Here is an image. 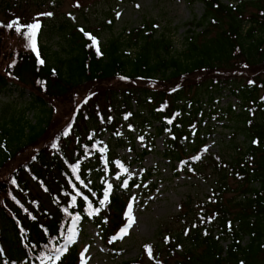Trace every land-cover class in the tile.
I'll use <instances>...</instances> for the list:
<instances>
[{"label":"trees","instance_id":"trees-1","mask_svg":"<svg viewBox=\"0 0 264 264\" xmlns=\"http://www.w3.org/2000/svg\"><path fill=\"white\" fill-rule=\"evenodd\" d=\"M186 1L191 5L201 2L204 14L189 24L193 31L189 30L183 52L178 53L165 35L156 38L155 28L148 25L104 43L91 30L67 26L69 34L61 36L64 54L51 52L37 34L43 64L15 26L8 27L13 21L29 23L10 7L4 9L7 15L0 19V96L10 98L15 92L27 97L29 91V100L19 110L15 103L18 114L11 120L12 127L0 126V172L46 133L51 135L29 159L1 176L0 264H78L75 249L59 259L53 253L66 232L89 221L100 229L104 243L118 236L126 224L129 197L104 201V186L98 179L115 175L119 168L128 174L131 164L119 160L114 147L106 151L101 136L108 131L120 137L121 145L130 141L136 152L135 137L121 135L127 124L146 146L141 154L136 152L133 163L156 152V137L166 134L164 159L179 163L184 173L199 180L214 177L216 182L210 196L200 201L188 199L184 203L187 214L174 218L184 222L182 233L191 245L179 247L181 242L173 244L172 236H167L176 262L170 254L161 258L154 248H146L147 264H264L259 261L264 251V100L259 97L264 90V68L260 71L264 66V0L229 4L223 0ZM85 32L98 39L101 55L88 46L91 41ZM227 87L240 104L212 105L209 112L203 109ZM57 108L64 113L54 119ZM30 110L37 114L35 124L24 119ZM259 112L260 120L256 119ZM205 117L228 122L234 136L241 131L248 148L236 146L230 159L217 153L197 159L206 143ZM142 122L155 132L142 131ZM156 123L160 127H155ZM92 124L95 127L90 129ZM152 177L148 174L143 183ZM230 180L236 184L234 190ZM30 181L48 196L56 215L32 198ZM137 184L129 183V189ZM229 191L236 195L226 198ZM241 196L244 199L238 200ZM230 208L239 209L234 218ZM188 212L192 213L191 222ZM6 227L16 235L17 248L10 252L4 244Z\"/></svg>","mask_w":264,"mask_h":264},{"label":"rangeland","instance_id":"rangeland-1","mask_svg":"<svg viewBox=\"0 0 264 264\" xmlns=\"http://www.w3.org/2000/svg\"><path fill=\"white\" fill-rule=\"evenodd\" d=\"M223 1L229 4L234 0ZM6 7H10L16 16L24 22L29 24L39 22V40L51 52L62 54L65 52L62 48L61 36L64 33L69 34L67 26L91 30L104 43L114 37L125 38L129 35L128 32L140 29L145 25L155 28L156 38L165 35L171 39L174 42L175 50L180 53L185 50L189 30L193 31L189 24L199 21L204 14V5L201 2L191 5L186 0H0V19H4L7 15L4 11ZM46 13H52V15H45ZM64 27L66 30L63 31ZM263 68L264 66H261V72ZM261 77L264 78L263 72ZM243 81L247 83L245 79ZM229 90L230 87H227L221 95H217L215 102L203 105V109L209 112V107L213 108L212 105L222 107L229 102H232L234 106L240 104L239 99ZM204 91L205 89H202V92ZM26 92L28 97L29 91ZM27 97H21L15 92L10 93V98L0 96V126L12 127L11 120L18 114L16 113L17 109H14L15 103L19 110L24 101L29 100ZM259 97L264 100V90L260 91ZM63 113L64 110L57 108L53 118L56 119ZM260 114L259 112L256 119L260 120ZM24 119L35 124L38 117L34 111L30 110L26 111ZM203 124L206 128L204 130L206 143L198 151L199 160L209 153L221 154L226 159H230L237 151L236 146L248 148L249 143L244 140V134L240 131L237 136H234L228 122L205 117ZM139 126H142V131L149 134L155 132L154 127L149 128L143 122ZM154 126L160 127V124L156 123ZM94 127L95 124L89 126L90 129ZM121 132V135L126 138L129 133L135 137V149L138 154L146 150V146L138 138V132L135 130L131 132L128 124ZM50 135L49 131L36 146L26 148L22 154L17 155L14 161H10L0 172V180L7 171L29 159L39 145L45 144L50 139ZM119 138H115L108 131L104 132L101 136L102 146L106 151L112 150L111 148L114 147L119 160H122L125 165L131 164L130 173L126 174L123 168H119L115 175H105L98 180L103 183V192L107 191L108 197L118 196L123 197L124 200L129 197L131 217L134 218V223L131 227H127L129 222L128 206L124 215L126 221L124 229L127 228V234L125 235L121 231L112 241L104 243L102 233L95 223L93 221L86 222L81 227L73 228L65 233L61 246L54 252V257L59 256L60 258L76 250L80 259L78 264H132L136 262L147 264L149 258L146 248H154L159 252L161 258L170 256L169 258H172L174 263L177 258L171 257L170 251L174 247L167 245V236H172L173 244L181 242L177 245L185 249L192 243L182 233L184 222L175 221L174 218L181 214H187L184 203L188 199L200 201L210 196L216 185L215 178L212 177L208 181L199 180L184 173L179 163L171 164L169 160L164 159L162 153L165 152L166 134L156 137V152L148 154L141 162L136 163H133L136 152L133 151L130 141L121 145ZM71 150L70 147V152ZM88 158L93 161V156L90 155ZM106 159L109 160L108 156ZM148 174H153V177L143 183ZM125 182L127 187L124 186ZM131 182H138V184L129 189ZM229 184L231 190H234L236 184L232 180ZM29 185L32 198H36L48 211L56 215V209L43 190L33 181H30ZM109 185H111L110 190ZM254 186L259 185L255 184ZM235 195L233 191H229L225 197L230 199ZM243 199V196L238 198V200ZM22 200L30 208L28 201L25 198ZM225 205L229 206L227 203ZM229 211L234 218L239 209L230 208ZM190 213L188 212V220L191 222L192 213ZM4 237L7 238L4 243L7 252L14 251L17 248L14 246L16 235L11 227H6ZM248 240V237L245 238L243 244L247 245ZM105 244H112L115 248L111 249ZM222 244L227 246L229 242ZM203 247L198 251H202ZM65 248L67 251H63ZM259 261L264 263V251L260 254ZM24 262L25 260L22 261V263Z\"/></svg>","mask_w":264,"mask_h":264},{"label":"snow or ice","instance_id":"snow-or-ice-1","mask_svg":"<svg viewBox=\"0 0 264 264\" xmlns=\"http://www.w3.org/2000/svg\"><path fill=\"white\" fill-rule=\"evenodd\" d=\"M45 15H52V13H46ZM15 26V31L18 33V34H22L25 39L28 41V47L31 48V50L36 53L37 55V58L39 60V50L37 48V45H36V37H37V34L39 33V30H40V24L39 22H35V23H31V24H27V25H20L19 24V21H13L12 23H10L8 25L9 28H12ZM24 29H27V31H23ZM82 32H84L83 29H81ZM85 36L91 41V44H89L88 46L89 47H95V50L97 52V55H101V50H100V47H99V41L97 38H95L94 36H92L90 33H84ZM39 62L41 64L44 63L43 60H39ZM121 79H124L123 77H121ZM65 135H67V133L65 132L64 133ZM255 143V141H254ZM53 147H55V145H53ZM34 158V157H33ZM198 159V157H197ZM125 187H127V183L125 182L124 184ZM109 190L111 189V185L108 186ZM108 199V192L106 191L105 193V197H104V201H107ZM104 201H101V203H103ZM128 225L127 227H131L132 223H134V218L131 217V205H129V212H128ZM122 231L124 232V234L126 235L127 234V228L125 229H122ZM63 251H67V248H65ZM149 255H151V250L149 249ZM56 259H59V256L56 257Z\"/></svg>","mask_w":264,"mask_h":264}]
</instances>
